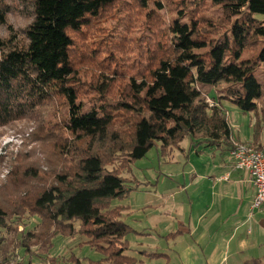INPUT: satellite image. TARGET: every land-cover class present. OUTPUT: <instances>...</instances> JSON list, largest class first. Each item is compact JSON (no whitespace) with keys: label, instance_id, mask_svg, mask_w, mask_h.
Listing matches in <instances>:
<instances>
[{"label":"trees","instance_id":"1","mask_svg":"<svg viewBox=\"0 0 264 264\" xmlns=\"http://www.w3.org/2000/svg\"><path fill=\"white\" fill-rule=\"evenodd\" d=\"M8 1L0 0V26L8 22ZM136 1L144 8L151 1L162 8L158 0ZM209 1L216 13L221 12L219 21L226 30L217 39L207 38L196 20L182 21L185 14L173 21L172 37L153 50L156 58L147 78L139 83L133 79L129 101L115 105L135 115L125 143L107 106L85 109L81 104L72 56L73 35L83 32L114 0H32L28 8L33 17L26 38L14 33L0 38V127L27 117L40 104L57 97L68 106L62 127L66 134L61 138L69 142L66 153H73L78 164L74 174L60 178V185L37 196L35 205L49 222H39L20 237L23 242L18 247L25 254L32 252V245L40 250L53 248V239L72 236L73 222L78 221L90 238L85 246L100 241L95 251L104 259L92 264H135L137 260L126 254L132 230L122 219L123 211L102 207L103 202L127 197L133 189L116 171L105 169L98 151L108 146L128 156L133 164L145 158L156 142L161 143L164 154L178 150L179 145L182 149L186 140L192 149L221 147L233 135L223 101L232 102L243 114L259 111L264 89L255 74L259 66L264 67V18H260L264 0ZM221 84L227 87L211 96L216 103L210 106L206 95ZM262 110V122L254 126L256 142L263 129ZM256 142L249 145L263 151ZM82 143L86 144L84 152ZM234 147L230 143L226 149L230 152ZM7 223L8 214L0 207V230H7ZM9 252L0 250L2 264L10 262ZM56 259L47 262L55 264Z\"/></svg>","mask_w":264,"mask_h":264},{"label":"rangeland","instance_id":"2","mask_svg":"<svg viewBox=\"0 0 264 264\" xmlns=\"http://www.w3.org/2000/svg\"><path fill=\"white\" fill-rule=\"evenodd\" d=\"M30 1L32 0L8 1L11 12L7 25L0 26V38H7L12 33L20 38H26L25 30L33 17L32 8H28ZM194 1L158 0L162 8L153 4V1L144 8L136 0H114L113 5L91 19L90 25L85 27L83 32L73 35L72 56L76 71L75 82L77 88L79 87V100L85 109L107 106L115 117L118 127L116 130L120 133L123 143L129 140L128 134L135 115L116 109L115 105L118 102L129 101L130 84L133 79L139 83L147 78L148 70L153 67L151 63L156 58L153 50L159 43H167L168 38L172 37L170 28L173 21L180 18L181 14H185L182 21L189 22L190 18L196 20L207 38L217 39L226 30L219 21L221 12L216 13L217 8L212 7L209 0H202L199 4ZM251 52L252 50L249 53ZM158 57L160 54H157ZM255 76L264 89L263 66L258 67ZM226 87V84H221L208 91L206 100L210 106L216 103L211 96H217ZM223 106L233 122L235 134L239 131L246 137L251 134L249 131L251 120L263 114L264 99L255 114H243L228 100L223 101ZM67 116V104L55 97L40 104L34 111L29 112L27 117L0 127V207L8 214V228L0 230V250L6 248L10 250V262L3 264H28L30 261V264H39V261L48 264L47 260L52 256L62 260L65 258L69 262L64 260L62 264H92L93 262L86 260L104 259L103 254L95 251L97 250L95 246L100 241H95L92 246L84 245L90 238L84 234L86 229L78 221L73 222L74 234L68 237L56 236L51 249L47 246L40 250L39 246L32 245V252L25 254L18 247V244L23 242L20 241V237L28 230H33L41 221L49 222L35 205L37 196L46 189L60 185L61 177H67L78 170L77 161L72 158L73 153H66L69 142L61 138V135L66 134L62 127ZM188 143L186 140L183 146H187ZM160 145V142H156L145 158L135 160L133 164L127 161L128 156L119 155L108 146L98 151L103 157L105 169L116 171L129 184V188L133 189L127 197L112 203L103 202L102 207L107 206L108 211L122 210L123 219L125 206H141L145 199L155 195L154 190L159 179L164 181L167 178L170 182L177 177L178 170L182 173L185 161L177 160L180 152L175 149V152L164 154ZM180 146H177L178 150H181ZM82 147L84 152L86 144L82 143ZM179 161L180 167L177 164ZM140 185L143 188L148 185L153 187L149 189V193H144L139 190ZM157 188L161 190V184ZM147 194L152 196L147 197ZM141 213L142 211L137 209L131 214L132 218L131 215H126L127 219L125 217L132 230L127 238L132 242H138L132 247L136 251L129 252V257L137 260L135 264H139L143 256L155 258L157 255L156 251L140 253L139 243L142 240L137 236L140 234L137 230H142V227L132 219L136 218V222H143ZM155 239H159V236L144 237L145 243L151 242L154 245ZM164 239L167 240L168 237ZM164 239L158 243L160 249L166 245ZM161 251L163 250H159L160 253ZM72 253L78 257L71 255ZM147 264L165 262L147 259Z\"/></svg>","mask_w":264,"mask_h":264},{"label":"crops","instance_id":"3","mask_svg":"<svg viewBox=\"0 0 264 264\" xmlns=\"http://www.w3.org/2000/svg\"><path fill=\"white\" fill-rule=\"evenodd\" d=\"M227 115L233 133L230 143L255 144L254 126L262 122V118L251 120V134L244 137L239 131L235 134L228 111ZM262 127L260 140L256 143L264 147V123ZM230 143L208 149L202 146L192 149L190 142L187 146L183 143L181 150L176 149L180 152L177 160L185 161L182 173L178 170L177 177L170 182L167 178L164 181L159 179L155 195L145 199L143 205L125 206V223L126 215L137 209L142 211L143 222L132 219L142 227L137 230L140 232L137 236L142 240L140 253L157 252L155 258L143 256L139 264H147V259L164 261L165 264H264V207L252 212L256 188L248 173L233 167L226 149ZM177 164L180 167V161ZM228 174L229 180L222 179ZM160 184L161 190L157 188ZM151 187L140 185L139 190L149 193ZM151 196L147 194V197ZM153 235L159 236L160 240L155 239V245L145 243L144 237ZM163 239L166 245L160 249L158 243ZM127 241L129 249L126 254L129 256V252L136 251L132 247L138 242L128 238ZM159 250L163 251L160 253ZM52 257L57 258L55 264H62L64 260L69 263L65 258ZM39 264L43 263L39 261Z\"/></svg>","mask_w":264,"mask_h":264},{"label":"built area","instance_id":"4","mask_svg":"<svg viewBox=\"0 0 264 264\" xmlns=\"http://www.w3.org/2000/svg\"><path fill=\"white\" fill-rule=\"evenodd\" d=\"M229 156L233 167L238 171L248 173L255 185L252 212L261 209L264 207V150H257L249 144L237 143L229 152ZM222 179L229 180V174ZM252 216L253 213L250 214V218Z\"/></svg>","mask_w":264,"mask_h":264}]
</instances>
